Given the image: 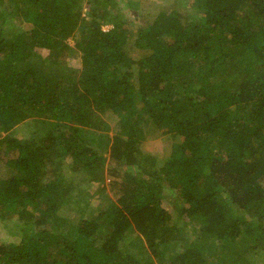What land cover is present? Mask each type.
Listing matches in <instances>:
<instances>
[{
	"label": "trees",
	"instance_id": "trees-1",
	"mask_svg": "<svg viewBox=\"0 0 264 264\" xmlns=\"http://www.w3.org/2000/svg\"><path fill=\"white\" fill-rule=\"evenodd\" d=\"M128 4L0 0V264H264V0Z\"/></svg>",
	"mask_w": 264,
	"mask_h": 264
},
{
	"label": "rangeland",
	"instance_id": "rangeland-1",
	"mask_svg": "<svg viewBox=\"0 0 264 264\" xmlns=\"http://www.w3.org/2000/svg\"><path fill=\"white\" fill-rule=\"evenodd\" d=\"M140 2V12L141 13H145L147 14L149 17V21H150V16H153L154 14H156L160 8L158 7L160 4H163V3H166L167 0H138ZM118 2L120 3L118 9L123 13L125 14V16H129L127 19L129 20V24L131 22V25L129 24H126L127 27H131L132 29L133 26H134V21L136 19H132L130 17V14L133 13L131 11L130 8L128 7H131L129 6V0H118ZM144 21H145V18L143 19L142 22H140L139 20L136 22V25H139L140 23L141 24H144ZM146 22V21H145ZM112 27L111 24H103L102 28L107 31L108 29H110ZM45 53V52H43ZM72 60H69L68 61V64L71 66V67H79L80 64H81V61H80V58L77 57V58H71ZM26 122L24 124H22L21 126L17 127L15 133H14V136L16 137H19V138H24V137H27L28 136V132L30 129L27 128V126H25ZM113 124V122H112ZM108 134L111 136L113 135V131L109 130L108 131ZM171 138L169 136H163L161 137V135L159 133H156V132H151L150 135H148V137L143 140L141 146H140V149L144 152H147V151H154L157 155L158 154H162L164 157L166 156L165 154H163L162 152L168 154L170 149H171ZM161 149V150H160ZM103 154H108V151H104L102 152ZM11 156V155H10ZM9 156V157H10ZM66 163H64V173L66 175L68 174H72L73 172H70L69 169H68V164H67V161H65ZM113 165V164H112ZM125 170H131V172L134 174L135 172H140L139 171V168H136V167H125ZM10 170L8 169L7 170V167H5V169H1L0 170V179L1 178H6L10 175ZM140 174V173H139ZM75 182V185H79V186H82L84 187V183H82L79 179V177L75 178L74 180ZM107 182L109 183V179H107ZM105 195L109 196V197H113V193L110 192L109 190V187L107 186L106 190H105ZM105 195H102L101 193H94L93 194V197H90L89 200L91 202L90 206L88 207V210L89 209H95L96 206H99V204H102L104 201H105V198L106 196ZM70 207H74V204H71L69 205ZM69 206L66 207L65 206H62L60 208V214L63 215V216H67L68 218H70V220H72L73 222L77 221L78 217H79V212H77L76 209H73L71 210L69 208ZM83 206V205H82ZM84 216V215H83ZM10 221V222H9ZM7 221L6 223V226L3 222H0V239L1 238H7V237H10L11 235H15V237H11L15 240H19V235H20V231L19 229H15L13 226L14 224L16 223V218H13L12 220H9ZM18 222V220H17ZM8 226V228H6ZM14 231L15 234H13L12 232ZM11 234V235H10Z\"/></svg>",
	"mask_w": 264,
	"mask_h": 264
}]
</instances>
